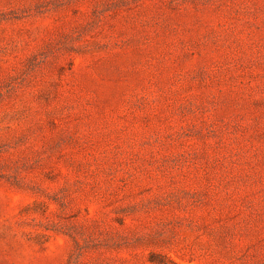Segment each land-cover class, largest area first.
<instances>
[{"label":"rangeland","instance_id":"374dc122","mask_svg":"<svg viewBox=\"0 0 264 264\" xmlns=\"http://www.w3.org/2000/svg\"><path fill=\"white\" fill-rule=\"evenodd\" d=\"M0 264H264V0H0Z\"/></svg>","mask_w":264,"mask_h":264}]
</instances>
